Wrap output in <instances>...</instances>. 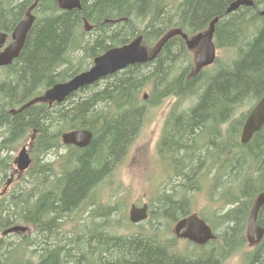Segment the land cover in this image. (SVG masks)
I'll return each instance as SVG.
<instances>
[{
  "label": "trees",
  "instance_id": "1",
  "mask_svg": "<svg viewBox=\"0 0 264 264\" xmlns=\"http://www.w3.org/2000/svg\"><path fill=\"white\" fill-rule=\"evenodd\" d=\"M33 1L0 0V31L10 32ZM232 1L80 0L81 9L71 10L61 9L57 0L37 2L19 56L0 68V187L13 169L12 152L35 131L29 169L17 188L0 195V230L23 224L31 231L0 238V264H221L241 250L249 208L264 189V125L241 144L240 128L233 124H242L243 106L264 95V16L257 13L264 0L225 15ZM215 17L212 38L217 49L232 52L227 62L216 57L211 67L196 70L184 39L174 35L151 61L128 65L61 103L37 101L45 89L88 68L109 47L141 34L152 51L171 30L191 38ZM86 34L92 37L85 39ZM76 51L72 63L69 54ZM169 98L173 102L156 156L163 162L162 175L170 176L150 201L148 219L136 224L135 232L128 227L127 233L119 232L127 226L125 203L101 202L97 191L125 158L149 109ZM75 128L92 133L87 146L61 143V134ZM208 141L213 147L205 149ZM52 151L56 157L49 159ZM213 168L212 179L201 175ZM221 171L226 178H220ZM203 182L232 205L215 216L212 226L220 232L205 257L194 249L180 253L164 224L188 213ZM258 219L264 227V205ZM67 224L68 233L60 230ZM193 254L203 257L176 256ZM244 255L246 264H264V236Z\"/></svg>",
  "mask_w": 264,
  "mask_h": 264
},
{
  "label": "water",
  "instance_id": "2",
  "mask_svg": "<svg viewBox=\"0 0 264 264\" xmlns=\"http://www.w3.org/2000/svg\"><path fill=\"white\" fill-rule=\"evenodd\" d=\"M38 0H35L25 11V18L19 20L11 31L10 42L5 44L7 33L0 32V67L9 65L14 59L19 56L21 49L25 43L27 33L30 30L33 22L34 15L31 10L34 8ZM58 4L65 10H71L74 8L81 9L80 0H58ZM252 5L251 0H233L229 3L225 10V15L236 10L239 6ZM258 15L264 16V9L257 11ZM218 17H215L209 23V28L203 32L197 33L194 37L188 39L185 34H182L180 29H174L168 32L158 43L156 50L152 54L148 55L146 47L142 44V35H137L129 43L112 47L106 50L104 53L96 56L93 60V65L87 70L79 72L73 75L69 80L58 82L51 85L44 95L39 100L43 101H55L57 103L62 102L69 94L75 90L93 84L102 77L117 72L126 68L128 65L135 63H146L154 59L161 48V46L172 36L181 35L186 42L189 49H193L202 39H206L204 50L199 54L197 58V65L201 68L211 64L215 58L214 45L211 41L214 23ZM85 22V29L88 31L91 26ZM264 125V96H262L258 102L251 108L246 118L243 121L240 131V142L246 144L253 134L257 132ZM92 133L86 129H74L66 131L61 135L62 142L64 144H71L77 147H85L90 142ZM30 157L23 146L16 158L15 164L18 170L23 171L30 165ZM264 204V190L258 194L254 200L253 206L249 212L247 221V237L252 243H258L264 234V229L256 223L257 213L260 207ZM147 204H143L138 207L134 204L130 206L128 212L129 221L137 223L147 218ZM25 226L14 225L6 228L2 231V234L10 232H24ZM176 236L180 238H186L197 244H204L207 241L214 239L215 234L211 228L205 223V221L199 218L196 214H190L176 222L173 229Z\"/></svg>",
  "mask_w": 264,
  "mask_h": 264
},
{
  "label": "rangeland",
  "instance_id": "3",
  "mask_svg": "<svg viewBox=\"0 0 264 264\" xmlns=\"http://www.w3.org/2000/svg\"><path fill=\"white\" fill-rule=\"evenodd\" d=\"M34 14L37 15L36 13ZM91 37L92 36L89 34L85 35V39H90ZM9 41L10 38L7 39V42ZM205 44L206 39H203L197 45H195L193 49L189 50L190 59L192 60L194 67L197 69L200 67L197 65L196 61L199 54L204 50ZM231 55L232 52H230L228 48L217 50V57L221 62H227ZM69 56L71 59H73L72 63H75L74 58L75 56H78V52H73L69 54ZM1 75L2 71L0 70V77ZM171 102H173V98H169L163 104L149 109L146 118L140 127V131L130 146L125 158L115 168L110 178L108 177L103 182V184H101L97 191V197L101 202L112 203L114 201L120 200L125 203V206H121V211H124V217L127 226L119 228V232L127 233V227L130 229V232H135L137 230L136 227H131L128 224L127 215L130 205L134 203L139 206L144 202H148L149 204L150 201H154L158 196V190L166 184L165 180H163L164 175H162V173L165 172V169L163 162H159L158 157L156 156V145L162 133V120L165 118ZM188 103L189 102H184L183 106H188ZM249 107L250 106L248 105L243 106L239 110V114L241 112H246ZM223 126L222 128L224 129V133L227 134L229 123H226ZM240 126L241 125L239 124H233L234 129H239ZM29 136L30 133H28L25 141L21 145L29 141ZM20 146L12 152L13 158L17 155ZM58 152L62 153V150L60 149ZM47 157L49 159L56 157L55 151L48 153ZM206 182H203L202 190L193 193L192 206L190 207L189 211H197L202 217L205 218L206 221L216 223L215 216L222 211L228 210L232 205L229 204L230 202L227 200V197L221 193L219 194L218 192H215L218 194L217 195L213 192V194L210 190L209 184ZM3 186L5 187L3 184L0 187V190L3 188ZM14 188H17L16 181H13L8 185L6 192H9ZM150 210H152V207H150ZM85 214L86 213L84 212L82 216ZM73 221L76 222L79 221V219H74ZM65 223H68L67 220H65ZM173 223L174 221L172 220L168 224L166 221H164V224L166 227H168V235L170 236L172 234L171 229ZM70 228L71 226L67 224L63 225L60 230L68 233ZM215 232L219 233L220 229H215ZM15 237L16 234L11 233L5 238L9 240ZM183 242L184 241L180 240L176 242V246L180 252L188 253L190 250H193V247L190 244L188 245L187 243ZM250 249L251 248H249L245 242L241 250L235 254L225 257L222 261V264H244L243 256L244 254L248 253Z\"/></svg>",
  "mask_w": 264,
  "mask_h": 264
},
{
  "label": "flooded vegetation",
  "instance_id": "4",
  "mask_svg": "<svg viewBox=\"0 0 264 264\" xmlns=\"http://www.w3.org/2000/svg\"><path fill=\"white\" fill-rule=\"evenodd\" d=\"M164 120H165V118L163 119V121H162V124L164 125ZM206 140H207V138H206ZM203 147L205 148V149H209V148H212L213 147V145H212V142H210L209 143V141L208 142H206V143H204L203 144ZM211 161L212 160H210V161H208V163L206 164V165H210V163H211ZM215 171L216 170H214V168L213 169H210V170H208V171H206V170H203L202 171V176H205L206 178H208V179H212V177L215 175ZM223 171H221V173H222ZM218 176V175H217ZM227 176L225 175V177L223 176V173L221 174V176H220V178H226ZM186 243V242H185ZM187 243H189V242H187ZM197 248V250L199 251V252H201L202 254H203V256L204 255H207L205 252H207V251H212V250H210V249H208L206 246H207V244H205V245H195ZM250 248H252V247H250ZM252 249H254V248H252ZM178 258L180 257V258H182V259H184V260H192V259H198V258H202L203 256L202 255H195V254H193V255H176ZM211 256V255H210ZM205 257V256H204ZM207 257V256H206ZM223 261V260H222ZM222 264V263H221Z\"/></svg>",
  "mask_w": 264,
  "mask_h": 264
},
{
  "label": "bare ground",
  "instance_id": "5",
  "mask_svg": "<svg viewBox=\"0 0 264 264\" xmlns=\"http://www.w3.org/2000/svg\"><path fill=\"white\" fill-rule=\"evenodd\" d=\"M251 6V5H250Z\"/></svg>",
  "mask_w": 264,
  "mask_h": 264
}]
</instances>
